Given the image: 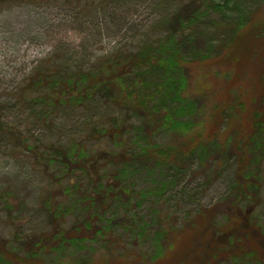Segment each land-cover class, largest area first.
I'll use <instances>...</instances> for the list:
<instances>
[{"label": "trees", "instance_id": "1", "mask_svg": "<svg viewBox=\"0 0 264 264\" xmlns=\"http://www.w3.org/2000/svg\"><path fill=\"white\" fill-rule=\"evenodd\" d=\"M251 1L264 6V0ZM101 2L105 6L109 0ZM157 3L168 9L154 26L160 39L122 49L88 67L72 70L57 64L36 72L33 85L44 92L26 105L38 106L42 117L64 106L90 111L89 103L101 101L110 113L87 141L108 142L112 149H89L86 141L46 145L49 157L33 150L47 170L58 166L54 174L62 191L49 195L43 207L53 228L34 241H22L23 249L0 242V264H264V233L251 221L262 190L264 18L257 21L253 9L232 0ZM197 39L203 42L199 47ZM212 51L228 52L230 67L237 69L228 86L240 89L232 102L222 95L209 128H201L203 114L187 95L184 73L191 63L208 61L206 52ZM244 70L255 80L254 87L238 75ZM224 94L229 96V89ZM168 134L172 144L151 145L150 137ZM195 168L194 175L212 178L210 184L223 173L232 175L221 203L229 211L221 223L213 206H204L188 214L182 228H177L181 220L176 223V217L172 225L161 217L153 232L148 224L141 225L136 211L142 201L152 196L158 207ZM142 170L156 183L152 191L136 193L131 184ZM67 216L76 222L65 229ZM112 227L121 236L128 233L130 243L120 244L123 239L114 236ZM187 232L194 236L190 245L174 246ZM144 240L152 246L148 251L138 249ZM99 250L108 253L95 257Z\"/></svg>", "mask_w": 264, "mask_h": 264}, {"label": "rangeland", "instance_id": "2", "mask_svg": "<svg viewBox=\"0 0 264 264\" xmlns=\"http://www.w3.org/2000/svg\"><path fill=\"white\" fill-rule=\"evenodd\" d=\"M233 2L253 9L257 21L264 18V6L254 5L251 0ZM101 3V0H14L13 3L8 0L6 4H0V123L3 125V130H0V242H7L16 249L24 248L22 241H34L37 234L53 228L49 215L43 213V207L49 195L53 194V198L62 191L57 184L58 175L54 174L58 166L53 165L47 170L46 161L40 163L33 150L42 151L44 157H49L46 145L84 143L92 129L110 113L101 101H97L88 104L90 111L86 107L64 106L40 117L38 106H27L25 103L32 102L40 92H44L33 85L36 72L57 64H68L72 70L80 65L88 67L122 49H136L158 40L161 35L153 31L155 23L168 12V9L158 5L157 0H109L105 6ZM210 30L211 27L208 32ZM197 40L199 47L203 42ZM182 51L186 54L185 48ZM206 53L211 57L208 61L193 62L184 73L188 82L187 95L203 114L201 128H209L219 98L224 96L232 102L240 89L233 90L228 86L232 77L237 76V69L234 71L231 68L228 52ZM247 71L238 72V75L246 76L247 85L251 83L254 87L255 80ZM151 81L159 82L161 78H152ZM226 89L230 91L229 96L224 94ZM172 141L170 134L150 137L151 145L167 146ZM86 147L104 151L112 149L108 142L96 145L91 140L87 141ZM259 169L262 190L260 203L251 212V221L264 233V157ZM188 171L173 195L164 196L158 201V207L157 200L152 196L142 201L136 211L141 225L148 224L153 232L161 217L171 225L176 217V223L181 220L177 228H182L185 217L204 206H213L218 213L216 222L221 223L229 211L221 203L232 175L223 173L210 184L212 178L206 179L197 173L194 175L196 168ZM149 175L150 178L146 170H142L134 178L131 184L134 192L153 190L152 183H156V179ZM63 221L65 229L76 222L71 216ZM112 229L115 237L123 239L120 244L130 243L128 233L121 236L119 228ZM193 238L192 233H184L174 240V246H188ZM142 244L138 249L143 251L152 247L149 240H144ZM107 253L99 250L95 257Z\"/></svg>", "mask_w": 264, "mask_h": 264}]
</instances>
